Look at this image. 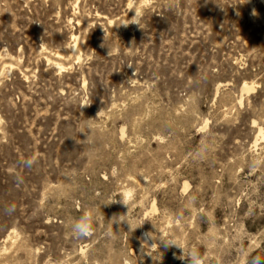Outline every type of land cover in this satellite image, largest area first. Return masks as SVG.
I'll return each instance as SVG.
<instances>
[{
	"label": "rangeland",
	"instance_id": "1",
	"mask_svg": "<svg viewBox=\"0 0 264 264\" xmlns=\"http://www.w3.org/2000/svg\"><path fill=\"white\" fill-rule=\"evenodd\" d=\"M192 251L264 264V0H0V264Z\"/></svg>",
	"mask_w": 264,
	"mask_h": 264
},
{
	"label": "clouds",
	"instance_id": "2",
	"mask_svg": "<svg viewBox=\"0 0 264 264\" xmlns=\"http://www.w3.org/2000/svg\"><path fill=\"white\" fill-rule=\"evenodd\" d=\"M34 162L29 159L27 161V166H31ZM93 219L94 216L91 212H88L79 217V219L75 220L70 224L71 233L77 238H83L91 235L93 231ZM169 244H174L171 241H168ZM177 246V245H176ZM193 264H200V260L198 259V253L196 251H192ZM257 264H259V257L255 258Z\"/></svg>",
	"mask_w": 264,
	"mask_h": 264
},
{
	"label": "bare ground",
	"instance_id": "3",
	"mask_svg": "<svg viewBox=\"0 0 264 264\" xmlns=\"http://www.w3.org/2000/svg\"><path fill=\"white\" fill-rule=\"evenodd\" d=\"M245 1H247V0H245ZM248 3H249V1H248ZM250 3H251V1H250ZM249 3V4H250ZM251 5H252V3H251ZM253 6V5H252ZM58 66V65H57ZM62 67V66H61ZM64 68V67H63ZM62 69V68H61ZM246 90L248 91V90H250L248 87H246Z\"/></svg>",
	"mask_w": 264,
	"mask_h": 264
}]
</instances>
